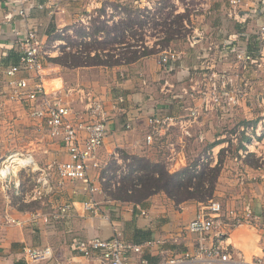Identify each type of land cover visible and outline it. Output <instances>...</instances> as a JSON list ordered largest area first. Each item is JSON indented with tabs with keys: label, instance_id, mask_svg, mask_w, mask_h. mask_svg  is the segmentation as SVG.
Wrapping results in <instances>:
<instances>
[{
	"label": "crops",
	"instance_id": "crops-1",
	"mask_svg": "<svg viewBox=\"0 0 264 264\" xmlns=\"http://www.w3.org/2000/svg\"><path fill=\"white\" fill-rule=\"evenodd\" d=\"M89 1L91 0L87 3L86 0H0V156H4L1 153L9 147L19 150L17 144L12 146L15 141L12 137L18 136L21 140L25 132L22 128L24 125L28 128L31 126V129L27 130L30 138L26 146L31 148L28 151H35L42 145L40 141L44 143L42 147L45 154L53 153L55 149L60 156V162L68 159L59 141L44 137L45 128L40 126L41 123L32 121L21 106L2 96L6 89L2 73L7 65L18 62L14 47L18 32L24 33L28 27H36L50 44H54L60 40L51 41V34L58 33L63 27V31L65 28L66 31H71V26L79 18L75 14L76 11L87 6L88 13L91 12L93 5H89ZM53 4L58 7L51 13L49 8ZM96 6L99 13L101 10L106 13L107 6L117 10L127 9L125 5L120 6L114 1L99 0ZM139 7L142 8L143 5ZM12 9H15V12ZM19 9H25L28 17L18 15ZM10 15L12 18L8 17ZM102 17L104 18L103 15ZM112 18L118 19L117 16ZM249 21L252 20L236 21V24L244 25ZM255 23L260 28L264 24V15ZM237 36H242L241 40L246 42L242 50L256 52L254 47L258 44L257 36L243 32ZM61 54V49L60 54L53 52L52 58L48 60L46 90L49 93H60L66 102L78 110L83 109L78 90L93 91L103 99L111 118L109 136L100 151L103 160H110L117 151L146 156L153 161L161 160L165 155L169 170L178 172L189 165L191 146L204 142V137L208 140H205V144H209L207 122H201L200 117V121L194 123L190 118V107L196 102L193 103L188 97H182L180 94L181 78L186 70L181 64L175 66V63L172 68L162 64L153 54L130 65L69 68L52 62V59ZM173 89H178V92L175 91L177 94L174 93L171 97L167 93H172ZM152 115H169L188 121L184 126L178 125L167 132L163 131L161 139L156 143L157 153L153 156L147 154L150 149L145 147V136L148 130L150 131L149 117ZM204 118L206 121L209 119L206 116ZM254 121L257 122L253 123ZM128 124L131 125L130 129L126 127ZM198 124L200 128L206 126L205 135L204 132L197 133L196 129L193 137H185V131L195 130ZM234 132L237 135V143L234 144L231 139H225V135H222V138L214 141L218 144L211 150L212 166L218 164L221 150L227 151L230 146L235 149V154L226 156L222 163L212 199L220 201L223 205L219 219L221 225L209 235L207 245L213 247L220 242L227 245L241 263L261 261L264 264V114L254 119L243 115ZM199 135L204 136L203 140ZM162 146L166 149L162 150ZM207 148L205 151L207 150L209 155ZM245 151L248 154L243 156ZM51 156L45 161L44 167L54 162L59 164ZM37 165L41 167L39 161ZM26 174L33 173L20 172V181ZM33 176L37 180L39 174L34 173ZM97 176L98 173L93 172L92 180L96 185ZM54 180L57 187L56 196L62 200L57 205L73 204V212L58 223L46 222L45 216L51 212L43 209V198L46 195L29 201L22 197L26 203H40L39 208L33 211H20L7 198L6 206L0 210V264H27L23 259L25 247L51 248L53 256L44 264H100L97 255L86 256L80 253L77 249L78 242L92 238L108 239L116 231L128 242L138 245L151 243L145 246L142 254H130L134 264H139L142 260L149 264H159L170 257L180 256L188 251L194 252L198 247L197 236L189 234L185 228L203 210L206 205L204 203L187 201L177 206L165 193H159L141 204H133L112 200L103 192L95 196L98 203L97 212L86 211L83 203L90 199V195L82 185L66 184L62 188L58 187L59 180L56 177ZM34 188L35 186L30 192ZM51 196L53 198L55 195ZM57 205L52 206V209ZM142 211L146 212V215H142ZM5 212L23 224H6L3 216ZM235 216H240L243 221L236 224Z\"/></svg>",
	"mask_w": 264,
	"mask_h": 264
},
{
	"label": "built area",
	"instance_id": "built-area-1",
	"mask_svg": "<svg viewBox=\"0 0 264 264\" xmlns=\"http://www.w3.org/2000/svg\"><path fill=\"white\" fill-rule=\"evenodd\" d=\"M224 1L230 9L229 17L238 22L245 19L257 21L264 15V0ZM135 3L137 4V1ZM210 3L211 0H209V5ZM97 4L98 0L89 1V5L96 6ZM142 4V9L147 10L146 14L157 8L165 9V0H142ZM173 4L176 8L181 6L176 1H173ZM57 7V4L51 5L50 12L54 13ZM12 10L15 12V9ZM108 12L112 13L110 6L106 7V13ZM18 15L27 18L28 12L25 9H19ZM10 16L8 17L12 18V15ZM58 33L66 34L62 29ZM257 37L259 50L255 52L256 54L244 50L242 55H239V58L243 59V69H247L249 63L261 66L259 60L264 58V24L260 27ZM58 42L60 41L55 43L58 44ZM55 43L51 45V48H55ZM49 44L36 27H28L24 33L16 34L14 47L18 62L4 68L2 81L6 89L2 96L9 102L21 106L26 116L32 121L41 123L40 126L45 128L44 137L59 141L63 145L68 159L58 162L59 164L54 162L47 167H39L32 152L26 154L16 152L9 156H0V187L4 191H14L16 195H21L20 172L29 173L31 171L33 174H39L36 187L25 197V201H29V199L40 198L45 192L55 191L57 189L54 180L56 177L59 180L58 187L63 188L66 184L82 185L90 195V199L83 203V208L86 211L97 212L98 203L95 196L104 192L103 183H109V190L120 185L121 176L127 173L126 161L118 167V170H112L109 165L110 161L103 160L100 155L105 140L109 136L111 118L99 95L93 91L78 90L83 105V109L78 110L66 102L60 93L47 92L45 87L47 63L48 59L53 56ZM191 46L193 47V43ZM162 52L164 54L161 63L173 68L174 62L177 61L180 54L171 53L166 48ZM203 112H209V97H205V105L202 110L190 109V118L192 121L198 120L202 115H205ZM185 123H187L186 119L174 116H150V131L145 136L146 145L156 146L157 138L162 135L163 131L167 132L178 125L184 126ZM126 127L130 129L131 125L128 124ZM185 134H188V131H185ZM247 154L248 152L245 151L243 156ZM116 159L118 164L121 163L118 155H116ZM93 172L98 173L97 185L92 180ZM12 177L16 180L13 181ZM73 208L75 206L70 203L57 205L45 216V220L58 223L69 216L73 212ZM222 212L223 205L220 201H208L198 216L185 228L186 232L197 236V249L194 252L188 251L180 256L170 257L159 264H244L235 257L227 245L220 242L213 247L207 245L209 235L221 225L219 219ZM231 214L234 215L233 212ZM142 215H146V212L142 211ZM3 216L6 224H23L12 218L8 212H5ZM234 221L236 224H240L243 219L240 216H235ZM150 244L138 245L128 242L116 231L108 239L92 238L80 241L77 249L86 256L97 255L100 264H134L130 254H142L145 246ZM52 256L53 251L49 247H25L23 250V259L27 264H44ZM139 264L149 263L142 260ZM249 264L262 263L259 261Z\"/></svg>",
	"mask_w": 264,
	"mask_h": 264
},
{
	"label": "rangeland",
	"instance_id": "rangeland-1",
	"mask_svg": "<svg viewBox=\"0 0 264 264\" xmlns=\"http://www.w3.org/2000/svg\"><path fill=\"white\" fill-rule=\"evenodd\" d=\"M103 1H114L120 6L125 5L127 9L119 11L111 7L112 13H99L96 10L97 6H93L91 12L88 13L87 6L86 8H80L75 13L79 17H77L78 21L71 26V31H66V34L62 35L65 39L60 40L58 44L55 43L54 49L53 47L51 48L53 44H49L50 49L52 52H58V54H60V46H65L67 52L81 51L83 55H86V53L95 54V51H100L104 59H106V55H113L114 60L121 59L122 61L125 60L124 57L127 56V53L137 52L140 55L141 53L150 52L154 53L156 58L162 61L164 54L162 49L164 46L161 43L167 37V29L164 28L165 22L171 23L176 21L180 15L186 16L184 19L186 22H183V27L172 25L174 41L167 45L166 49L171 51V53H176V55L180 54L174 65L175 63V66L181 64L186 69L181 78L180 94H182V97H188L193 103L196 102L190 108L202 110L205 105V97H209V112H203L205 115L201 116V122H207L209 144H205L206 138L199 135L200 139L203 140L204 137L205 140L190 147L189 165L194 164L192 162L201 156L207 147L209 148L211 142L216 141L217 138H222V135H225V139H231L234 144L237 143V135L234 131L238 128L243 115L254 119L264 114V58L259 60L261 66L249 63L248 68L243 69V59H240L239 55H242L244 51L242 49L245 47L246 42L241 40L242 36H237L241 32L257 36L260 28L255 23L256 21L253 23L252 21L254 20H252L238 26L236 21L229 17L230 9L223 0H213L214 2L211 0L212 4L210 5L209 0H165V9L157 8L149 14H146V9L139 7L142 4V0ZM136 1L137 4H135ZM173 1L178 2L181 6L174 7ZM129 14H131L130 17L135 18L141 16L142 18L139 19L143 23H138L133 28L123 27L120 22L125 21ZM102 15L104 18H102ZM112 16H117L118 19L115 20ZM116 26H118V29L115 28ZM96 28L100 29L99 34H94ZM61 29H64V27ZM108 32L110 33L109 35ZM80 33L87 35L84 37ZM118 34H120L119 38L115 39ZM230 36H237V38H231ZM123 41L124 43H122ZM191 43H193V47ZM254 48L257 52L259 43ZM175 91L176 89H173L172 93L167 94L172 97ZM176 92H178V89ZM205 116L209 117L207 121L204 118ZM199 121L200 119L192 122L198 123ZM205 127L203 125L200 128L198 124L195 130L188 129L187 131L189 132L185 137L190 138L195 134L196 129L197 133L204 132L203 135H205ZM22 128L25 132L21 140H19L18 136L12 137L15 140L12 146L17 144L19 150L9 147L1 153L2 155L9 156L16 152L24 154L32 152L40 162L41 167L46 165L45 161L49 159L50 155L53 156V159L60 162L61 159L58 152L54 149L53 153L45 154L42 147L44 143L40 141L41 146L39 145L35 151H28L31 148L26 146L30 138L27 130H30L31 126L28 128V126L22 125ZM160 139V137L157 138V143ZM156 146H145L150 149V153L147 154L152 156L156 154ZM162 147V150L166 149L164 146ZM114 154L109 160V165L112 166V170H118V167L127 160L123 159L120 151ZM225 154L226 156H234L235 149L229 146ZM116 155H118V159L121 162L119 164ZM164 157L158 161H163L168 166L167 158L164 159ZM208 159L209 155L201 156V162H207ZM212 159H210L211 165L213 163ZM127 163L129 161L125 165H128ZM122 177L124 175L121 176L120 185ZM22 179L25 182L22 195L24 193L26 195L30 194L32 188L36 187L35 176L26 174L25 178L22 177ZM12 180L14 181L16 178L12 177ZM120 185L117 187H120ZM116 188H112V190ZM13 192L4 191L0 187V210L6 206L7 198L11 200V203L13 202ZM43 195H46L43 198L45 200L43 209L46 212L52 211V206L62 201L60 197L56 196L55 191L45 192ZM51 195L55 196L52 198ZM23 197L25 198L26 196L24 195Z\"/></svg>",
	"mask_w": 264,
	"mask_h": 264
},
{
	"label": "trees",
	"instance_id": "trees-1",
	"mask_svg": "<svg viewBox=\"0 0 264 264\" xmlns=\"http://www.w3.org/2000/svg\"><path fill=\"white\" fill-rule=\"evenodd\" d=\"M103 12L104 10H101L100 13ZM130 16L131 14L125 18V21L120 22L123 27L133 28L136 24L143 23L139 19L142 18L141 16H137L136 18ZM185 18L186 16L180 15L176 21H172L171 23L165 22L164 28L167 29V37L162 40L161 44L164 46L163 49L174 41L172 37V34H174L172 25L175 24L183 27V21ZM117 27L118 26L115 28L118 29ZM66 30L63 32L66 33ZM99 31L100 29L96 28L94 34H99ZM109 34L110 33L108 32V35ZM120 34H118L115 39L119 38ZM80 35L85 37L87 34L80 33ZM50 39L54 42L56 39L64 40L63 36L59 33H55L54 35L51 34ZM122 43H124V41ZM60 49L62 54L58 58L52 59V62L69 68L90 66L116 67L130 65L142 58L154 54L146 52L139 55L137 52H131L129 54L127 53V56L124 57L125 60L122 61L121 59L114 60L113 55H106V59H104L100 51H95V54L86 53V55H83L81 51L67 52L65 46H61ZM256 122L257 121H254L253 123ZM217 144L218 142H214L209 145V148H207L209 149V159L207 162H201L202 155L208 156V151L206 150L201 156L192 162L194 164L189 165L178 172H171L163 161H153L146 156L128 155L124 151H120L123 159L129 160L127 165L128 171L124 174V177H122L120 187H117L114 190H109V183H103V191L112 200L133 204H141L159 193H165L177 206L187 201H195L205 204L214 197L222 163H224L226 157V151L221 150L219 153L218 164L216 166L210 164L211 150ZM111 167L112 166H110V168ZM21 185V191L23 192L25 186L24 179H21ZM22 197V194L13 195V203L18 210L33 211L39 208V202L26 203L23 201Z\"/></svg>",
	"mask_w": 264,
	"mask_h": 264
}]
</instances>
